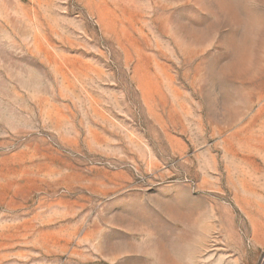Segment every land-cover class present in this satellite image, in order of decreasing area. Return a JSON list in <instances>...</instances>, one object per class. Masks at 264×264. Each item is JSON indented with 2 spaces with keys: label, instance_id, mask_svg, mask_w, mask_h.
<instances>
[{
  "label": "rangeland",
  "instance_id": "1",
  "mask_svg": "<svg viewBox=\"0 0 264 264\" xmlns=\"http://www.w3.org/2000/svg\"><path fill=\"white\" fill-rule=\"evenodd\" d=\"M167 257L264 264V0H0V264Z\"/></svg>",
  "mask_w": 264,
  "mask_h": 264
},
{
  "label": "bare ground",
  "instance_id": "2",
  "mask_svg": "<svg viewBox=\"0 0 264 264\" xmlns=\"http://www.w3.org/2000/svg\"><path fill=\"white\" fill-rule=\"evenodd\" d=\"M187 219L190 220L192 218V213H188V215H186ZM166 259V260H165ZM163 259L165 262H169L170 264H176V260L173 259L172 257H167Z\"/></svg>",
  "mask_w": 264,
  "mask_h": 264
}]
</instances>
